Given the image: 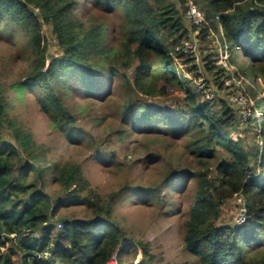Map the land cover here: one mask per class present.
<instances>
[{"label":"trees","instance_id":"trees-1","mask_svg":"<svg viewBox=\"0 0 264 264\" xmlns=\"http://www.w3.org/2000/svg\"><path fill=\"white\" fill-rule=\"evenodd\" d=\"M178 1L0 0V37L8 27L19 29L33 55L27 80L0 81V264H108L131 245L115 219L116 207L134 191L163 201L165 185L176 177L187 179L180 194L195 183L183 223L188 253L203 264H264V0ZM190 3L204 16L201 38L218 34L228 65L222 70L239 80L238 89L252 103L242 122L254 128L258 141L244 137L248 128L233 134L244 114L238 104L208 99L178 74L177 59L193 61L192 52L182 50L190 36L180 9L185 13ZM44 23L62 50L48 62ZM132 67L131 79L125 70ZM168 87L184 94L172 96ZM29 90L52 125L71 138L82 135L76 114L83 108L66 101L69 93L94 103L113 99L126 137L135 132L181 143L190 167L172 168L153 184L124 183L103 197L89 187L87 163L55 159L10 115L14 100L21 102ZM7 128L16 143L4 139ZM113 133L93 141L94 159L116 154L104 150ZM157 154L143 160L152 163ZM101 163L107 164L104 158ZM235 195L243 198L246 222L218 225L222 205ZM142 201L148 205V197ZM72 202L85 204L91 216L56 219L58 208ZM134 243L147 252L145 244Z\"/></svg>","mask_w":264,"mask_h":264},{"label":"rangeland","instance_id":"rangeland-1","mask_svg":"<svg viewBox=\"0 0 264 264\" xmlns=\"http://www.w3.org/2000/svg\"><path fill=\"white\" fill-rule=\"evenodd\" d=\"M174 1L179 3L178 0ZM192 6L194 5L190 7ZM32 9L37 15H40L38 7H32ZM180 10L184 14V24L190 36L188 43L193 45L192 54H190L193 61L189 63H185L184 59L176 61L175 65L180 78L183 81L190 80L191 85L197 86V89H204L208 99L220 96L228 98L233 106L236 103H241L243 106L237 107H241L238 114L242 112L244 114L239 116L240 119L233 134L248 128L251 130L246 131L244 137L247 139L248 136L249 141H251L250 139L258 141L259 137L252 131L254 128L250 124L242 122V117L248 119L252 103H247L245 95L238 89L239 80L235 77L227 78L222 70L225 67L228 70V65L226 53L223 54L224 50L218 34L210 33L209 38L203 40L200 36L201 26H195L191 17L188 16L189 10L185 13L183 9ZM42 32L48 48V62L52 58L60 56L62 50L57 44L56 35L50 25L44 23ZM27 40V36L17 28L8 27L4 30V35L0 37V81L27 80L31 69V56H33ZM172 54L175 55L173 51ZM210 59L212 62L209 61ZM206 64L212 66L208 68ZM244 65L248 66L246 63ZM192 66H197V69L189 71ZM133 69L134 67L125 70L131 79L134 76ZM218 81L224 82L223 89ZM167 91L172 96L184 94L183 90L174 87H168ZM116 92H114L115 96ZM65 99L69 104L76 101L77 105L83 108V111L76 114L77 126L81 129L82 135L76 133L74 138L69 136L70 132L65 133L52 125L49 115L43 113L38 105L37 95L34 94V91L29 90L21 102L15 99L10 115L25 131L32 133L33 140L37 144L43 145L49 155H55V159L87 163L85 177L90 182L89 187L101 196L107 197L110 192L119 190L124 183L144 186L161 182L170 169L179 165L189 166L181 156L185 151L181 143H175L162 137H140L135 132L126 137L120 117L115 112L113 99L94 103L83 94L73 93H69ZM101 118H104L102 123ZM112 132H115L112 135L113 141H109L104 150L105 152L115 151L116 154L113 157H102L107 163L103 165L101 157L95 159L93 157L95 152L92 147L93 141L100 142L99 140L107 137L111 139ZM3 137L16 143L9 128L4 132ZM148 153L159 154L155 156L154 162L148 164L143 160ZM22 155L25 157L24 153ZM191 168L194 169V167ZM212 172H215V169ZM186 181L185 177H176L169 181L164 187L167 196L163 201H160L159 198L153 199L148 193L141 195L137 191L130 194L126 191L122 192L120 200L129 195L126 200L124 198L120 206L116 207L114 215L126 232L129 239H126V242L131 245L127 246L118 257L114 256L112 261L115 264H203L198 257L184 249L183 223L188 216L189 201L195 189L194 181H190L188 183L191 185L190 191L187 194L177 192ZM49 189L54 192L55 187ZM147 197L148 205L144 201L140 202ZM243 207V198L235 195L233 199L222 205L218 225H239L242 222L239 219L240 208ZM90 216L91 211L85 204L72 202L69 205L60 206L56 211L55 218L85 219ZM61 224L62 222L58 224V227ZM136 240L146 245L147 252L134 243Z\"/></svg>","mask_w":264,"mask_h":264},{"label":"built area","instance_id":"built-area-1","mask_svg":"<svg viewBox=\"0 0 264 264\" xmlns=\"http://www.w3.org/2000/svg\"><path fill=\"white\" fill-rule=\"evenodd\" d=\"M192 5V4H191ZM196 7L192 6L190 7L189 11H188V16L191 17V19L193 20V22L195 23V25L200 26L202 23L205 22L204 20V16L202 14V12L199 9H195ZM183 52L187 55H189V53L193 50V45H190L188 43V41L185 43L184 47L182 48ZM233 101V100H232ZM234 102V101H233ZM239 102V101H238ZM246 102L248 103L247 99ZM238 105L243 106L241 103H236ZM244 108V107H243ZM239 219L242 221L240 224L244 223L246 220V209L245 207L240 208V216ZM115 256V255H114ZM114 258V257H113ZM112 258V259H113ZM108 264H115V262H113L112 260L108 263Z\"/></svg>","mask_w":264,"mask_h":264}]
</instances>
